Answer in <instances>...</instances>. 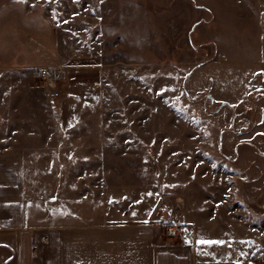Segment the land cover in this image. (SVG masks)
I'll return each mask as SVG.
<instances>
[{
  "label": "rangeland",
  "instance_id": "obj_1",
  "mask_svg": "<svg viewBox=\"0 0 264 264\" xmlns=\"http://www.w3.org/2000/svg\"><path fill=\"white\" fill-rule=\"evenodd\" d=\"M27 1L0 149L23 153L32 225L157 221L194 191L209 213L231 201L217 171L264 220V0ZM39 67L61 72L57 99Z\"/></svg>",
  "mask_w": 264,
  "mask_h": 264
},
{
  "label": "crops",
  "instance_id": "obj_2",
  "mask_svg": "<svg viewBox=\"0 0 264 264\" xmlns=\"http://www.w3.org/2000/svg\"><path fill=\"white\" fill-rule=\"evenodd\" d=\"M15 1L0 0V42H7L0 45L2 71L28 67L17 64L15 47L11 46L17 34L25 36L26 28L31 29L23 19L25 5L15 8ZM27 3L30 11L31 0ZM14 65L17 68H12ZM258 96L264 107V97ZM260 120L264 130V113ZM222 174L216 173L215 189L220 193L219 185L225 186L231 201H218L209 213L204 212V202L198 197L203 193L194 191L195 197L189 201L171 202L174 211L157 221L143 218L40 226L32 225L28 216L22 151L0 149V264H264L257 259L264 257V220L250 219L249 210L233 193L234 178L225 171L222 180ZM260 183H264V176L259 177ZM177 215L192 226L193 238L178 240L164 234L163 223ZM200 240L223 243L202 244Z\"/></svg>",
  "mask_w": 264,
  "mask_h": 264
},
{
  "label": "built area",
  "instance_id": "obj_3",
  "mask_svg": "<svg viewBox=\"0 0 264 264\" xmlns=\"http://www.w3.org/2000/svg\"><path fill=\"white\" fill-rule=\"evenodd\" d=\"M33 78L43 80L45 84L50 87L49 95L52 99H57L60 95L58 87L61 82L62 74L59 70L50 67H39L33 69ZM163 232L169 238H176L178 240L191 239L194 237V229L191 225L182 221L179 215L170 217L163 223ZM259 261L264 260V257L259 255Z\"/></svg>",
  "mask_w": 264,
  "mask_h": 264
},
{
  "label": "water",
  "instance_id": "obj_4",
  "mask_svg": "<svg viewBox=\"0 0 264 264\" xmlns=\"http://www.w3.org/2000/svg\"><path fill=\"white\" fill-rule=\"evenodd\" d=\"M161 192L163 196H166V197L174 196L177 193V188L171 185L167 181H162L161 182Z\"/></svg>",
  "mask_w": 264,
  "mask_h": 264
},
{
  "label": "snow or ice",
  "instance_id": "obj_5",
  "mask_svg": "<svg viewBox=\"0 0 264 264\" xmlns=\"http://www.w3.org/2000/svg\"><path fill=\"white\" fill-rule=\"evenodd\" d=\"M149 195H151V193H149ZM198 243L212 244V243H223V242L222 241H204V240H200V241H198Z\"/></svg>",
  "mask_w": 264,
  "mask_h": 264
},
{
  "label": "bare ground",
  "instance_id": "obj_6",
  "mask_svg": "<svg viewBox=\"0 0 264 264\" xmlns=\"http://www.w3.org/2000/svg\"><path fill=\"white\" fill-rule=\"evenodd\" d=\"M181 218V217H180ZM184 222V221H183ZM188 224V223H187Z\"/></svg>",
  "mask_w": 264,
  "mask_h": 264
}]
</instances>
